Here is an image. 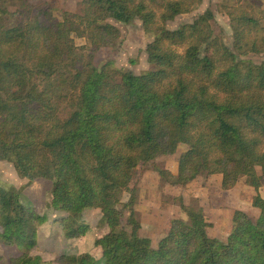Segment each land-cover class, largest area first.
<instances>
[{
	"label": "trees",
	"instance_id": "1",
	"mask_svg": "<svg viewBox=\"0 0 264 264\" xmlns=\"http://www.w3.org/2000/svg\"><path fill=\"white\" fill-rule=\"evenodd\" d=\"M203 1L81 0L61 20L46 3L0 0V160L28 179L0 185V241L22 252L12 264L52 263L30 252L48 215L21 198L38 178L52 182L54 219L67 238L87 233L91 209L108 228L95 240L100 256L62 253L60 264H264V59L247 57L264 53V9L260 0L222 4L231 46L211 8L169 27ZM135 19L153 35L145 48L152 67L95 65L121 36L112 21ZM75 35L88 43L78 46ZM181 144L188 148L176 174L156 166L165 183L220 174L229 190L245 178L259 216L236 210L221 240L209 235L204 209L181 200L186 219L175 218L156 246L142 236L136 172Z\"/></svg>",
	"mask_w": 264,
	"mask_h": 264
},
{
	"label": "rangeland",
	"instance_id": "2",
	"mask_svg": "<svg viewBox=\"0 0 264 264\" xmlns=\"http://www.w3.org/2000/svg\"><path fill=\"white\" fill-rule=\"evenodd\" d=\"M80 1L29 0L32 4L46 3L50 5L52 13L61 20L64 12H75ZM225 1L204 0L197 10L191 14L179 15L174 22L169 23V27L176 28L193 15L211 8L215 12V19L212 21L215 31L222 33L225 43L231 46L234 38L230 17L221 7ZM260 2L264 9V0H260ZM112 22L120 28L121 36L113 46L102 47L95 54L94 64L101 66L105 62L111 61L115 67L135 73H142L150 69L152 64L145 48L153 40V35L144 31L142 21L135 19L129 24ZM74 37L78 46L88 43L86 38L77 35ZM247 57L255 62H261L264 59V53H253ZM187 148V145L181 144L175 154L158 157L143 165L136 172L134 184L139 190L136 210L142 224L140 234L149 237L154 246L168 231L175 218H187L179 204L181 200L187 205L202 207L211 223V227L208 229L209 235L221 240L227 239L232 228V217L236 210H245L254 219L259 216L260 210L252 204V198L256 191L246 183L245 178H242L234 188L229 190L222 187V175L220 174L200 175L185 186L165 183L156 166L166 167L176 174L179 157ZM27 182L28 179L21 177L11 162L0 160V185L21 187ZM51 190V180L38 178L25 188L21 196L24 203L36 206L37 210L46 213L49 218L42 226L38 245L30 251L31 254L40 255L45 261H52L51 264H60L55 259L62 253L80 254L91 251L95 256H100L101 250L95 246V240L108 231V228L100 221V212L92 209V211H87L83 218L89 225L87 233L69 239L64 235L62 225L54 219V216L60 215L61 212L53 208L51 204ZM259 191L264 196V185ZM129 196L128 193H124V201H127ZM21 253L16 245H8L0 241V264H12V258Z\"/></svg>",
	"mask_w": 264,
	"mask_h": 264
},
{
	"label": "crops",
	"instance_id": "3",
	"mask_svg": "<svg viewBox=\"0 0 264 264\" xmlns=\"http://www.w3.org/2000/svg\"><path fill=\"white\" fill-rule=\"evenodd\" d=\"M1 230V229H0Z\"/></svg>",
	"mask_w": 264,
	"mask_h": 264
}]
</instances>
